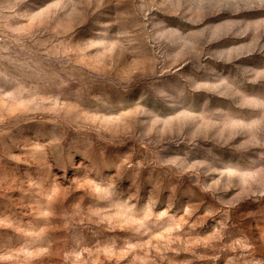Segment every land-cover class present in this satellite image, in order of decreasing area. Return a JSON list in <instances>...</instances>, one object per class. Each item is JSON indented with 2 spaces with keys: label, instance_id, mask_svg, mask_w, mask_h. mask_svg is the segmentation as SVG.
I'll list each match as a JSON object with an SVG mask.
<instances>
[{
  "label": "rangeland",
  "instance_id": "rangeland-1",
  "mask_svg": "<svg viewBox=\"0 0 264 264\" xmlns=\"http://www.w3.org/2000/svg\"><path fill=\"white\" fill-rule=\"evenodd\" d=\"M0 264H264V0H0Z\"/></svg>",
  "mask_w": 264,
  "mask_h": 264
}]
</instances>
